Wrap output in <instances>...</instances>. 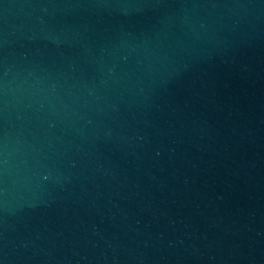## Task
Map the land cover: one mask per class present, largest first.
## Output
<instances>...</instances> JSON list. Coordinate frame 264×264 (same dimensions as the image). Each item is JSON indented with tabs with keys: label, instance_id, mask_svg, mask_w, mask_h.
Wrapping results in <instances>:
<instances>
[{
	"label": "water",
	"instance_id": "1",
	"mask_svg": "<svg viewBox=\"0 0 264 264\" xmlns=\"http://www.w3.org/2000/svg\"><path fill=\"white\" fill-rule=\"evenodd\" d=\"M0 264H264V0H0Z\"/></svg>",
	"mask_w": 264,
	"mask_h": 264
}]
</instances>
